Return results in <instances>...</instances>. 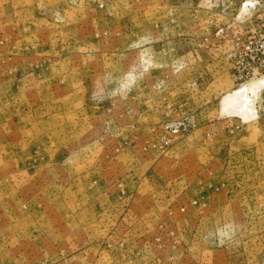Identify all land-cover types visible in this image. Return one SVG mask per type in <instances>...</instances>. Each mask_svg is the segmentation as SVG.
Instances as JSON below:
<instances>
[{
    "label": "rangeland",
    "instance_id": "rangeland-1",
    "mask_svg": "<svg viewBox=\"0 0 264 264\" xmlns=\"http://www.w3.org/2000/svg\"><path fill=\"white\" fill-rule=\"evenodd\" d=\"M243 1L0 0V264H264V88L220 108L264 78L214 36Z\"/></svg>",
    "mask_w": 264,
    "mask_h": 264
},
{
    "label": "built area",
    "instance_id": "built-area-1",
    "mask_svg": "<svg viewBox=\"0 0 264 264\" xmlns=\"http://www.w3.org/2000/svg\"><path fill=\"white\" fill-rule=\"evenodd\" d=\"M102 9V4L99 5ZM232 24L221 26L214 34L215 37L224 39V33H229L228 48L224 50L228 54V71L235 85L264 77V0L243 1L236 13ZM203 40L216 39L210 33L202 36ZM264 99V89H263ZM195 201L191 205L195 206ZM181 213L184 209L179 210ZM173 235V233H170Z\"/></svg>",
    "mask_w": 264,
    "mask_h": 264
},
{
    "label": "bare ground",
    "instance_id": "bare-ground-1",
    "mask_svg": "<svg viewBox=\"0 0 264 264\" xmlns=\"http://www.w3.org/2000/svg\"><path fill=\"white\" fill-rule=\"evenodd\" d=\"M263 88L264 80L255 82L252 85L243 86L231 94V96H224L225 98L220 102V108L222 111H226V113L229 109H232V111L235 110L236 113L240 114L243 117L242 119L245 120L255 119L257 118L255 100L258 98V95Z\"/></svg>",
    "mask_w": 264,
    "mask_h": 264
},
{
    "label": "crops",
    "instance_id": "crops-1",
    "mask_svg": "<svg viewBox=\"0 0 264 264\" xmlns=\"http://www.w3.org/2000/svg\"><path fill=\"white\" fill-rule=\"evenodd\" d=\"M224 260H225V259H223V263H224Z\"/></svg>",
    "mask_w": 264,
    "mask_h": 264
}]
</instances>
